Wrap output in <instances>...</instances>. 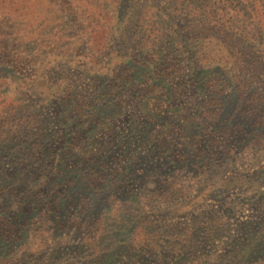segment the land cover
<instances>
[{
	"label": "trees",
	"instance_id": "trees-1",
	"mask_svg": "<svg viewBox=\"0 0 264 264\" xmlns=\"http://www.w3.org/2000/svg\"><path fill=\"white\" fill-rule=\"evenodd\" d=\"M242 43L264 58V0H0V264H36L37 258L27 254L42 253L48 239L54 245L44 250L43 262L51 255L62 264L58 249L76 254L98 247L94 239L100 226L90 243L85 226L94 206L72 212L71 204L81 195L75 182L82 178L108 188L111 206L118 189L129 188L122 198L135 196L142 210L124 212L137 215L133 240L145 263L212 264L211 253L202 246L209 240L214 249L222 245L213 264H241L238 249L247 232L261 234L264 217L232 234L233 227L222 217H232L239 203L209 213L207 218L216 223L207 226L196 218L184 227L170 225V239L159 238L167 233L164 224L153 225L152 220L147 234L142 219L158 214L149 202L159 197L181 203L193 198L191 187L173 176L189 162L182 150L188 126L191 147L209 160L233 155L234 150H227L214 158L198 143H215L214 137L205 139L213 134L229 137L223 120L229 93L249 88L254 101L264 99V77L255 76L247 64L249 54L236 48ZM88 97L93 98L83 104L81 99ZM131 101L152 127L141 134L150 145L145 156L156 154L154 166L165 176L153 193L158 198L149 202L147 192H135L130 184L138 176L134 159L127 168L110 159L118 148L128 151L130 142L118 139L112 150L113 142L99 137L116 135ZM51 109L58 111L56 117L48 114ZM137 116L132 129L139 124ZM57 123L65 127L59 144L53 141ZM173 128L182 141L174 157L163 136V130ZM108 148L111 157L105 158ZM49 162L53 176L38 174L37 168ZM90 261L98 262L93 255Z\"/></svg>",
	"mask_w": 264,
	"mask_h": 264
},
{
	"label": "rangeland",
	"instance_id": "rangeland-1",
	"mask_svg": "<svg viewBox=\"0 0 264 264\" xmlns=\"http://www.w3.org/2000/svg\"><path fill=\"white\" fill-rule=\"evenodd\" d=\"M239 45L236 48L241 50L243 53L249 54L250 69L255 72V76L264 77V58L263 54L251 52V47L248 44H236ZM259 70L260 73L257 72ZM252 90V89H251ZM93 91L91 90L89 96H91ZM248 93V94H247ZM192 97V96H191ZM188 97V100H195ZM93 97L82 98L81 102L83 104L89 103ZM125 104V103H124ZM130 105L126 108L127 114L123 119L119 120L116 127V135L112 133L101 135L99 137H104L109 141L113 142L110 149L113 150L116 140H120L121 143L130 142V149L118 148L117 154L111 159L112 162L118 163L120 168H127L128 163L131 159H134V175L138 176L134 181H131L133 189L135 192L145 191L147 192V202L149 199H156L153 193L159 192L160 185L164 180L163 175H159V170L161 167L154 166V161H158L159 158L156 154H149L146 160V152L150 145L145 144L141 138V134L149 129L151 126L146 125L148 118L143 116L142 112L134 111V106H132V101L127 103ZM126 105V106H127ZM104 108V107H103ZM111 108L106 106L105 110L109 113ZM104 110V109H103ZM58 111L50 110L52 116L57 114ZM77 112V111H76ZM188 112V111H187ZM193 112V111H192ZM223 120L227 124L225 126L226 132L229 137L223 138L222 136L216 137L214 134L207 138H215L216 142L209 141V143H198V148L216 157L217 154L221 155L227 150H234L233 155L227 156L220 160H209L205 153H200L191 147L189 142L190 134L188 126L187 135L185 138V145L183 143L182 150H185V154L188 158V165L185 164V169L176 170L173 174L174 180H181L185 186H189L192 189L193 198L187 200V203H181L180 201L169 202L165 197H159L155 201L149 202L154 210H158L155 215L149 216L147 214L145 217L147 219H142L143 226L147 229V234L149 229H151L150 220H152L153 225L164 224L163 232H167L165 235H159V238L170 239L171 232L170 225L175 227H184L188 223H191L195 218L197 222H201L204 226L208 223H216L214 220H209L207 216L212 211L222 212L225 208H230L233 204L232 202L239 203L238 208L233 212V216L229 217L223 215L222 220L230 224L232 229V234H237L238 228L244 227L249 228L254 222L263 221L264 217V99H258L254 101L249 88L246 89L245 93L228 94V98L223 106ZM138 119L137 128H131L132 118ZM197 115H194V117ZM56 117V116H55ZM64 128L60 124H55L53 130L55 136L53 141L55 144H59L64 139ZM222 128V127H221ZM164 131L163 136L166 137V144H169L168 153L172 154L173 157L180 154V145L182 141H178L179 130ZM169 139V140H168ZM61 140V141H60ZM131 140V141H130ZM198 140V139H194ZM200 140V139H199ZM229 140H237L239 144L237 147H232ZM226 142V143H225ZM223 143L228 144L225 149H220L218 144ZM210 145L211 148L207 147ZM236 148V149H234ZM103 155L105 158L111 157L109 153V148L105 150ZM161 152V151H160ZM162 153V152H161ZM131 155V156H130ZM235 156V157H234ZM237 159H234L236 158ZM120 159V160H119ZM164 161L160 162L163 164ZM151 163V164H150ZM156 165V164H155ZM187 165V166H186ZM38 174H49L53 176V163L49 162L48 165H43L37 168ZM87 175L95 177L92 172H87ZM121 175V173H120ZM119 175V176H120ZM133 175V176H134ZM147 180V181H146ZM142 182H146L144 189H141ZM100 182L96 180V183H91L87 179H78L75 182L74 189L76 191L80 190L81 195L77 203H72V212L74 214L81 210H86L91 204V214L85 219V226H87V242L90 243L93 239L94 233L99 229L100 234L94 240H99L98 247L89 248V250H81L80 252L73 254L72 252H67L66 250L58 249L56 250V255H60L63 258L62 264H66L71 260H81L80 264H91L90 256L97 259L98 262L95 264H147L137 255V248L135 241L133 240L134 228L136 223H138L137 215H131L125 213L126 208H137V200L133 194L125 195V192L129 189L128 187H123L118 189V195L114 196L112 203L114 206L110 205L108 200L109 192L108 188L99 189ZM199 197H194V196ZM245 195H250L246 197ZM144 198L143 200H146ZM80 201V206H79ZM28 206V203H26ZM97 208V209H96ZM113 208V209H112ZM113 210L118 213L117 218L113 217ZM82 212V211H81ZM72 213V214H73ZM33 216V215H32ZM40 218L41 214H34V217ZM45 217V216H44ZM43 217V218H44ZM121 218V220H120ZM172 225V226H173ZM180 225V226H179ZM197 225V224H196ZM53 228V224L50 225ZM173 226V227H174ZM51 227H46L45 229H51ZM262 227V232L260 235L256 233L255 230L247 232L246 237L242 244L240 245L237 252V259L241 261V264H264V222ZM179 231V230H178ZM237 236V235H235ZM45 236L44 238H46ZM197 239V238H195ZM205 242V244H204ZM202 246L204 249L211 253V259L209 262L215 263V256L220 252L221 244L213 248V243L211 241H204ZM43 252L34 256L32 253L27 254L28 257H36V264H57L54 259L50 258L44 260L47 255L49 246H53V242L50 239L44 242ZM92 247V246H91ZM214 250V251H213ZM145 254V252H143ZM56 255H54L56 258ZM59 256V257H60ZM89 256V257H88ZM189 264V261H188Z\"/></svg>",
	"mask_w": 264,
	"mask_h": 264
}]
</instances>
